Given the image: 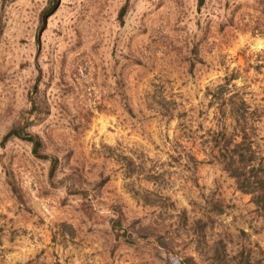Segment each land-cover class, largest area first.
<instances>
[{
	"label": "rangeland",
	"instance_id": "1",
	"mask_svg": "<svg viewBox=\"0 0 264 264\" xmlns=\"http://www.w3.org/2000/svg\"><path fill=\"white\" fill-rule=\"evenodd\" d=\"M48 1L0 0V264H264L207 142L234 94L264 149V0Z\"/></svg>",
	"mask_w": 264,
	"mask_h": 264
},
{
	"label": "trees",
	"instance_id": "2",
	"mask_svg": "<svg viewBox=\"0 0 264 264\" xmlns=\"http://www.w3.org/2000/svg\"><path fill=\"white\" fill-rule=\"evenodd\" d=\"M58 1H48V5L40 14L38 32L44 29L46 20L55 10ZM225 90V85L219 87V96L214 100L222 98ZM210 104L212 105V102ZM226 106L233 123L230 132L222 127L209 131L207 142L211 147L214 162L234 181L238 191L249 196L256 214L264 218V149L256 142L258 137L256 125L261 116L257 110L251 109L243 98H237L234 94L228 96ZM10 137L29 143L34 157L42 160L50 159V176H52L56 159L40 153L42 144L36 134L26 133L24 128L20 127L7 133L3 140ZM175 159L180 160L181 155ZM190 159L195 163L198 162L196 158L190 157ZM144 193L150 191L145 190Z\"/></svg>",
	"mask_w": 264,
	"mask_h": 264
}]
</instances>
